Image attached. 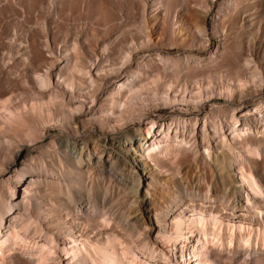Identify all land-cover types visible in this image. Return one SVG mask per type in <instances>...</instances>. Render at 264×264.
Segmentation results:
<instances>
[{
	"label": "bare ground",
	"instance_id": "bare-ground-1",
	"mask_svg": "<svg viewBox=\"0 0 264 264\" xmlns=\"http://www.w3.org/2000/svg\"><path fill=\"white\" fill-rule=\"evenodd\" d=\"M90 1L0 0V264H264V0H230L211 51L214 0ZM118 148L149 204L152 172L188 181L152 201L167 250L98 201L113 162L142 186Z\"/></svg>",
	"mask_w": 264,
	"mask_h": 264
},
{
	"label": "rangeland",
	"instance_id": "rangeland-1",
	"mask_svg": "<svg viewBox=\"0 0 264 264\" xmlns=\"http://www.w3.org/2000/svg\"><path fill=\"white\" fill-rule=\"evenodd\" d=\"M49 1H50L51 4L53 3L52 4L53 6H55L57 4L56 2L59 3L60 0H49ZM102 1L104 2L105 0H98V1L97 0H91L90 2H91V4H96V5L100 4L101 7L106 5V6L110 7V8H114V7L115 8H117V7H119V8H123L124 7L125 8L127 6V1L128 0L127 1L124 0L125 3H124L123 0H115V2H114V0H109L108 3H107V1H105L104 5L102 4L103 3ZM132 1L134 3V6L136 7V11L141 12L142 11V9H141V0H132ZM5 2L6 1H3L2 4L5 5L6 4ZM139 2H140V4H139ZM148 2L150 4L152 3L151 0H148ZM254 2H255V0L253 1V3ZM121 3H123L124 5L121 4ZM229 3H230V0H214V3L212 5L209 13L205 15V13L203 12L201 14L202 16H206V24H207V27H208V30H209L210 36H211V41H210V43L208 45L210 51L211 50H215V48L218 46V42H219L218 39L213 35L215 33V31L218 29L217 27H219V21H220L219 17H220V15L218 14V12L224 13L226 11V7L228 6ZM121 6H123V7H121ZM193 7L196 8V10L198 9L200 11V8L196 7V3H193ZM84 8H83L84 9L83 13H84V15L86 17L85 18V23L88 21L87 22L88 25L94 24L96 21L94 22L95 18L93 17L94 16L93 15V8L91 6L89 8H87L85 6ZM91 10H92V12H91ZM149 10H151V9H149ZM149 10L146 13L147 17H149V19L153 18L154 15H157V17H158L157 18L158 21L156 20L157 22H155V27H154V31H156V34L158 36H161L162 34H165L167 36L168 34H166V33L169 32L168 31L169 29L167 28V21H165L166 16L164 15L165 14L164 13L165 12L164 9L163 8H159V10L157 12L158 14L157 13H153L154 12L153 10H151L152 12L149 11ZM88 13H89V15H88ZM4 14H2V15L0 14V16H1L0 17V32L1 33L3 32L4 29H6L7 27H10V25L14 22V18L13 17H8L7 16V14H8L7 12H5ZM49 15H50V13H49ZM184 17H185L184 22L186 21L188 24H190L191 23L190 16L187 13H185ZM2 18H4V19H2ZM88 18H90V19H88ZM170 19H171V17H170ZM164 21L166 22V24H165ZM9 22H10V24H9ZM8 24H9V26H8ZM1 33H0V35H1ZM134 61L140 62V59H138V57L136 56ZM205 63L207 65V62H205ZM203 68L211 69V66L208 65V67L206 68L203 65V67L201 69H198V70L199 71L202 70V72L204 70V72H205L206 70L203 69ZM200 73H201V71H200ZM208 105L209 104L206 105V110H210V108H211V106L210 105L208 106ZM170 110L171 109L166 104L165 105L162 104L159 107V111L161 113H163V114H166ZM142 125H143V127H145L146 123L143 122ZM173 126L175 127V128H173V131L177 130V128L179 129L178 131H180V127H177L176 125H173ZM116 151H117V153H120L122 155H125V153L127 154V152H124L123 150H121V148L116 149ZM133 153H134L133 151L132 152L128 151V154L125 155V157L128 160V164L129 165L131 164V166H133L138 171V174L140 176H142V178H143L142 186H138L137 189H136V185H135L136 184V180H135V178L133 176L134 173L131 171V169L128 166H126L124 164L123 165L122 164L121 165L120 164L117 165L116 162H113L112 166L111 165L105 166L104 167L105 169L104 168H101V169L99 168V170H97L96 173L93 174V177H92L93 181H95V184L100 186L99 190H98V201H99L100 205L103 206V204H105L106 206H104V207H106V208L110 207V209L112 211L116 212L118 215H122V214H125V213H126V215L129 214L126 218L127 219L129 218V220H132V221L133 220L137 221L139 225L142 222H145L147 224L146 225L147 228L144 229V230L147 232L148 237L150 238V240L155 242L156 245L158 247H160L161 249L167 250V248H165L167 245L165 243H163L162 241H160L159 237L157 236V234L159 232V226L157 225V223L155 221L154 214H152V215L150 214V212H152V213L154 212V208L151 205H153L154 202L152 203V201H154V200H156V201H158L160 203H164L165 201H168L169 199L171 200V198H168V197H171L172 194L175 195L174 192L175 191L177 192L180 183L183 182L184 179H182L181 177H175V176L172 177V175H169V174H160L159 175L158 172H154V173L152 172V175L154 176V180L156 179V177H157V179L155 181H153L154 187L153 186H152V188L150 187V190H151V192L154 195V197L150 199L152 204L151 203L149 204V202L147 203L146 202L147 199H145V194H146V188H147V185H148V177H149V173L148 172L149 171L151 172V170H150L151 167L149 165L148 166L149 168H147V170L144 172L143 171V169H144L143 168L144 167L143 163L135 161L137 156H135ZM81 157L83 158L82 159L83 160L82 161L83 168H84L85 164L93 165L97 161V159H95L94 157L93 158L91 157V160L89 161V159L87 157V154H85V153L81 154ZM103 157H104V161H108L109 157L106 154L103 155ZM137 159H138V161L141 160V158H137ZM211 163L213 164V161ZM78 165H79V163H78ZM97 173H98V176H97ZM145 173H146V175H145ZM133 180L135 181V183H134ZM132 182H133V184H132ZM185 182L188 183L187 180ZM108 186H109V188H108ZM195 187H196V185H195ZM99 191L100 192L102 191L103 193L102 192L99 193ZM250 191L253 193V191L251 189H250ZM172 198H173V196H172ZM143 199H144V202H140L141 200L143 201ZM134 200H136V201L138 200L139 203L135 202ZM134 208H136V209H134ZM130 209H131V212L129 211ZM134 210H136V211H134ZM185 241H186V243H188L187 239ZM190 244H192V243H190ZM178 245H179V243H178ZM179 247H180L181 251L185 250L182 247V245L181 246L179 245ZM192 249H193V247H192ZM244 257L248 258L250 256L248 255V256H244ZM186 261H189V260L184 258V260H182V264H189Z\"/></svg>",
	"mask_w": 264,
	"mask_h": 264
}]
</instances>
